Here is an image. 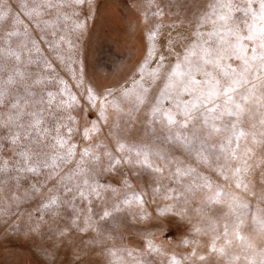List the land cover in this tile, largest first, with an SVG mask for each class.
Wrapping results in <instances>:
<instances>
[{
	"label": "snow or ice",
	"instance_id": "snow-or-ice-1",
	"mask_svg": "<svg viewBox=\"0 0 264 264\" xmlns=\"http://www.w3.org/2000/svg\"><path fill=\"white\" fill-rule=\"evenodd\" d=\"M195 2L199 8L188 20L187 34L178 31L174 37L169 32L165 37L167 55H156L162 24L154 23L139 79L122 87L118 98L111 89L97 96L87 87V99L92 106L99 103L105 123L109 108L116 109L119 119L114 126L121 131L134 126L138 113L145 117V132L134 141L117 138L118 154H113L98 151L101 145L96 143L77 152L73 135L79 133L91 141L100 132L99 125L92 123L80 133L70 111L79 104L78 98L55 74L52 62L38 56L36 41L20 16L11 14L9 0H0V176L4 177L0 183L19 184L29 175L43 176L38 181L42 185L52 181L43 207L56 215L60 208L71 206L72 227L87 232L95 230L93 200L105 204L100 220L133 205L146 215L144 196L131 183L126 166L131 176H153L155 191L179 205L174 213L172 205H165L161 215L173 213L184 219L186 209L198 201L199 206L191 210L202 226L194 230L210 237L206 249L219 264H264V208L258 207L256 216L246 220L248 205L197 171L200 165H217L222 175L230 173L226 180H234L236 189L247 192L246 174L258 166L264 168V0ZM85 4L91 6L92 0H21L20 7L30 21L55 12L59 23L72 20L68 7ZM173 7L184 5L177 0ZM152 15L161 17L163 9L155 5ZM43 24L51 27L46 20ZM84 27L85 22L73 21L71 31ZM59 46L50 44L53 51ZM153 61L156 68L148 70ZM79 83L83 84L82 73ZM177 150L184 159L174 154ZM101 170L119 173L121 187L100 185L95 176ZM31 187L40 191L36 185ZM260 200L264 203V194ZM76 201L85 205L83 210ZM152 253L163 254L150 240L143 255ZM191 255H198L202 262L207 259L195 251ZM133 264L139 261L134 259ZM172 264L180 262L173 258Z\"/></svg>",
	"mask_w": 264,
	"mask_h": 264
},
{
	"label": "rangeland",
	"instance_id": "rangeland-1",
	"mask_svg": "<svg viewBox=\"0 0 264 264\" xmlns=\"http://www.w3.org/2000/svg\"><path fill=\"white\" fill-rule=\"evenodd\" d=\"M20 2L21 0H9L11 14L19 15L24 21V26L40 49L38 56L52 62L55 74L66 82L70 92L78 98L79 104L70 111L80 133L85 127L90 128L92 123H97L101 129L93 135L91 141L84 140L79 133L74 134L73 142L77 145V152L96 143L101 145L98 151L107 149L118 154L116 139H138L146 130L145 117L138 113L134 126L121 131L114 126L119 119L116 109L109 108L105 112L108 116V122L105 123L100 119L99 103L92 106L88 101L87 87H91L97 96H102L111 89L118 98L122 87L129 86L133 78L139 79L138 69L148 55L151 42L147 37L154 23L162 24L155 42L156 55H167L165 37L169 32L174 37L178 31L187 34L184 30L189 28L188 20L198 10L199 4L195 0H180L184 7L176 8L173 5L177 0H151V5L150 0H92L91 6L85 4L68 7L66 11L72 16V20L57 23L55 12L51 15L44 13L37 20L30 21L24 15L25 9L20 7ZM155 5L163 9L161 17L152 15ZM45 20L51 27L44 26ZM73 21L85 22V27L73 32ZM37 23L40 27L36 26ZM171 25L175 27H170ZM62 36L66 39L60 40ZM51 43L60 45L57 51H53ZM57 53L63 56V62ZM155 68L156 62L153 61L148 70ZM81 73L82 85L79 83ZM123 127L121 122V128ZM174 154L184 159L178 150ZM192 166L197 167V164L192 163ZM71 167L69 164L68 168ZM124 171L128 172L133 186L142 192L146 215L138 213L133 205L131 209L115 214L112 218L100 220L101 209L105 204L93 200L90 207L92 218L96 222L95 230L87 232L72 227L74 216L71 206L60 208L56 215L43 207L47 190L52 188V181L42 185L38 181L42 182L43 176L29 175L19 184L11 180L0 183V264H133L134 259L139 264H165L166 258L167 264H172L173 258L180 264H219L218 258L210 255V250L206 249L210 237L194 230L196 226H202L197 224L198 217L191 210L199 206L198 201L186 209V218L181 219L173 214L179 205H175L172 200H165L155 191L153 176L147 173L139 177L131 176L126 166ZM197 171L214 185L239 197L238 202L246 203V220L256 216L258 207L264 208V203L260 200V196L264 194V168L258 166L246 174L247 192L243 188L236 189L234 180L225 179L230 173L225 171L222 175L217 171V165H200ZM95 179L100 185L121 187L120 174L117 172L101 170ZM0 180H4V177L0 176ZM32 185L39 187L40 191L35 192ZM70 196V193L66 194L65 198ZM107 196L105 193L106 198ZM165 205H172L173 213L161 215L160 209ZM76 207L83 210L85 205L76 201ZM62 230L65 235H60ZM150 240L161 247L163 254L143 255L147 252ZM110 251L116 255H109ZM194 251L205 255L207 259L200 261L198 255H191ZM129 252L133 255L128 256Z\"/></svg>",
	"mask_w": 264,
	"mask_h": 264
}]
</instances>
